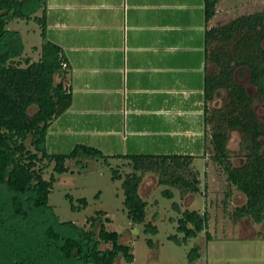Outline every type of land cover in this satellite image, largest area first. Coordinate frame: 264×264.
<instances>
[{"label":"trees","instance_id":"trees-1","mask_svg":"<svg viewBox=\"0 0 264 264\" xmlns=\"http://www.w3.org/2000/svg\"><path fill=\"white\" fill-rule=\"evenodd\" d=\"M221 0H205L207 22L217 13ZM42 13L38 15V11ZM34 19L40 24L42 42L38 59L25 56L22 33L8 29L13 19ZM205 127L209 130L213 159L225 170L228 180L245 196L235 207L238 218L249 216L264 221V120L256 104H264V10L239 15L206 30ZM64 62L67 67H64ZM69 63L62 47L47 34L46 0H0V264H115L122 256L134 259L131 245L121 234L109 230L98 210L87 218L92 227L73 220H61L50 204L55 172L67 170L66 160L76 158L108 159L98 147L77 144L68 152H49L46 139L51 122L72 104L73 94L66 79ZM248 74L252 91L238 75ZM224 97L222 105L210 102ZM241 134L243 163L234 164L229 141L233 131ZM30 145H29V144ZM34 147V148H32ZM133 170L123 182L125 203L135 223H146L147 201L139 187L147 171H159L161 183L186 192L199 191L198 171L190 170L195 155L189 153H129ZM47 161V162H46ZM54 161L50 178L44 173ZM186 171L192 176L187 177ZM121 176L115 170L113 177ZM163 193L174 197L173 190ZM86 198L73 204L86 206ZM174 206L179 208L177 203ZM109 220V217H106ZM183 241L188 243L208 231V213L186 209L178 219ZM102 221V222H101ZM147 231L158 227L147 224ZM178 243L182 239L171 235ZM152 243V240H150ZM111 246L104 247L103 244ZM200 256L195 245L189 252L190 263Z\"/></svg>","mask_w":264,"mask_h":264},{"label":"crops","instance_id":"crops-1","mask_svg":"<svg viewBox=\"0 0 264 264\" xmlns=\"http://www.w3.org/2000/svg\"><path fill=\"white\" fill-rule=\"evenodd\" d=\"M221 2L207 22L205 0H46L73 94L49 126L48 151L100 141L113 157L209 149L205 34Z\"/></svg>","mask_w":264,"mask_h":264},{"label":"rangeland","instance_id":"rangeland-1","mask_svg":"<svg viewBox=\"0 0 264 264\" xmlns=\"http://www.w3.org/2000/svg\"><path fill=\"white\" fill-rule=\"evenodd\" d=\"M221 4L223 8L214 20L216 25L242 14L264 10V0H222ZM41 13L39 10L38 14ZM6 27L21 31L25 56L39 58L38 48H33L35 45L41 47L42 42L41 28L37 21L13 19ZM238 78L252 91L255 90L249 83L248 74L238 75ZM223 102L224 97L210 102V106L214 108ZM256 108L264 120V104L257 103ZM100 142H97V147L104 145ZM240 142V132L233 131L229 147L231 160L235 165L244 161L240 154L243 153ZM206 143L209 149L195 155L189 168L198 171L199 191L182 194L176 187L162 184L159 171H147L144 174L139 192L148 203L146 223H135L128 215L123 182L133 168L130 158L126 157L111 155L108 159L83 158L81 162L76 158H68L67 170L55 172L56 180L50 193V204L61 220H73L87 228L92 227L86 222L89 216L98 210L105 211L102 221L106 227L118 231L121 241L131 245L134 253L132 261L121 256L115 264H264V221L255 222L249 216L238 218L235 215V207L244 203L245 196L228 180L224 168L213 159L210 142ZM104 150L106 153V149ZM54 164V161L49 163L44 173L45 178H50L54 172ZM115 170L121 174L118 178L113 177ZM186 175L191 179L192 176L187 171ZM169 187L173 190L174 197L163 193ZM81 198L87 199V205L81 209H73V204L79 205ZM174 202L179 208L174 206ZM186 209L207 211V228L213 238H207L206 231H203L188 243L183 241L184 233L178 229V219ZM148 223L156 225L158 231H147ZM92 228L98 232L100 223ZM175 234L182 239V243L171 238ZM195 245L199 247L200 256L190 263L189 252ZM103 246L111 244L105 243Z\"/></svg>","mask_w":264,"mask_h":264},{"label":"built area","instance_id":"built-area-1","mask_svg":"<svg viewBox=\"0 0 264 264\" xmlns=\"http://www.w3.org/2000/svg\"><path fill=\"white\" fill-rule=\"evenodd\" d=\"M64 67H67V63L66 62H64V65H63Z\"/></svg>","mask_w":264,"mask_h":264}]
</instances>
